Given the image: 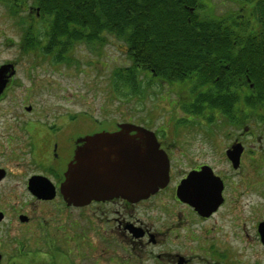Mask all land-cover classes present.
I'll list each match as a JSON object with an SVG mask.
<instances>
[{"label":"flooded vegetation","instance_id":"af4514ba","mask_svg":"<svg viewBox=\"0 0 264 264\" xmlns=\"http://www.w3.org/2000/svg\"><path fill=\"white\" fill-rule=\"evenodd\" d=\"M29 11L43 22L40 6H31ZM29 39L42 42L32 45ZM50 39L25 35L19 50L0 51V264H44L42 259L59 264L60 252L53 251L52 261L40 251L49 240L53 247L58 237L69 240V233H75L79 242L75 249L67 250V264H244L234 256L225 230H216V220L238 210L239 198L247 188L262 187L264 191V180L240 176L243 168L257 165L252 161L259 153L258 144L264 142V108H250L254 87L248 70L220 60L226 66H220L217 76L195 70H181L180 76L176 75L178 60L166 63L162 74L152 61L146 67L138 65L132 82L134 94L140 95L137 91L143 86L140 75L148 79L149 86L157 84L159 92L150 91L153 105L144 116L136 115V123L134 118L122 123L119 106L113 110L101 106L91 114V61L89 51L82 48L89 43L82 40L66 50H53V44L48 49ZM113 63L119 64L115 57ZM114 69L120 74V67ZM55 74L58 76L53 78ZM222 80L229 82L226 86L234 97L218 93L215 86L218 82L225 85ZM225 97L230 103L227 114L220 108ZM106 111L110 114L105 115ZM252 113L259 116L258 122L249 124ZM125 123L144 127L155 136L168 157V183L138 201L112 197L84 206L68 204L60 188L69 166L75 163L76 151L115 146L116 137L103 141L105 134L123 135V143L132 145L138 133L122 132L120 125ZM250 136L256 142H250ZM234 147L241 150L236 165L228 155ZM219 150L232 172L217 169L221 163L213 157ZM193 173L200 182L215 183L205 186L206 203L201 205L190 202H198L202 196L179 195L183 182ZM231 176L241 178L231 184ZM205 187L198 188L202 192ZM230 193L236 195L229 199ZM263 221H256L253 233L264 247L259 230ZM243 232L249 240L247 229ZM76 251H80L77 260Z\"/></svg>","mask_w":264,"mask_h":264},{"label":"trees","instance_id":"16d2710c","mask_svg":"<svg viewBox=\"0 0 264 264\" xmlns=\"http://www.w3.org/2000/svg\"><path fill=\"white\" fill-rule=\"evenodd\" d=\"M6 1L15 5L20 2ZM227 2L235 8L228 9L226 14L215 13L219 4ZM34 3L40 6V18L46 22L36 35L51 38L47 40L48 49L52 44L53 50H66L70 44L82 40L91 44L109 41L110 36L123 38L135 61L121 74L125 86L133 82L136 67H146L150 61L160 74L168 63L178 60L180 69L176 75L181 70H195L202 75L217 76L220 66L225 65L220 60H227L229 66L248 70L254 87L249 97L250 108H264V0H35ZM201 10L208 12L202 14ZM34 33L27 30L26 35ZM41 42L30 40L32 45ZM222 82L225 85L216 83L218 93L234 97L226 86L229 82ZM203 84L201 80L199 86ZM199 97L203 100L202 91ZM228 97L220 106L225 114L230 108ZM209 98L213 99L210 95ZM216 102L219 104L220 100Z\"/></svg>","mask_w":264,"mask_h":264},{"label":"rangeland","instance_id":"374dc122","mask_svg":"<svg viewBox=\"0 0 264 264\" xmlns=\"http://www.w3.org/2000/svg\"><path fill=\"white\" fill-rule=\"evenodd\" d=\"M34 2L35 0H20L19 3L22 5H20V7L18 8V4L15 5L13 2L11 3L6 0H0V51H17L20 49L18 44L22 37L26 35L27 30H34L35 35L36 33L38 34L39 31L43 30V25H45L46 22L37 21L38 19L35 17V14H33V16L30 15L29 8L31 6H37V4H35ZM231 5L232 4H230L229 2H227L226 5L219 4L215 13L226 14L228 9L235 8V6L232 7ZM207 8L205 7L204 9ZM203 11L204 10H201L200 12H202L203 14ZM207 12V10L204 11V13ZM114 37L115 36H110V40L104 43H87V46L82 45L84 51H89L88 54L91 61L88 75V83L90 84L91 89L89 97L91 114H96L97 110H99L98 108L101 106L103 108L111 110H113L116 106H119L121 110L119 122L124 123L134 118L133 122L136 123V115L144 116L147 112V109H150L152 107L153 102L149 100L150 91L159 92V86H157V84L149 86L148 79L146 80V77L143 75H140L138 77L139 83L143 84V86L141 85L139 87L140 90L137 91L140 95L134 94L132 83L129 86L124 85L121 74L123 73V70L126 71V69L131 68L132 59L129 55L125 40L121 37ZM13 43H16V46H14ZM78 44L79 43H77V45ZM78 46L80 47V44ZM114 57L119 62V64L113 63ZM92 61H96V63L93 64ZM107 63H110V70L107 69ZM114 66H116L117 68H121L120 74L117 69H114ZM54 76H58V74L53 75V78ZM147 86H149V88L151 89H148ZM104 114L109 115L110 112L107 114L106 111ZM250 115L251 118L249 124H252L254 121L258 122L257 119L259 116L257 117L256 113H252ZM90 117V127L92 128V119L94 118L92 115ZM249 140L250 142H256V140H254V138H252L251 136ZM258 145L260 146L258 148L259 153L257 155L255 154L256 159L252 161L257 165L249 166L247 169L243 168L240 172V176H243L244 178L251 181L264 180V168L261 169V167H264V152H262L264 149V142L259 143ZM249 153L254 154L251 151ZM215 160L216 162L221 163L217 167L218 170L232 172V168L226 166L228 160L225 158V156L223 157V153L221 152V150H219L218 153L213 157V161ZM240 176H231L229 178L230 183L232 184L233 182H235L237 177ZM234 195L236 194L230 193L229 199H231ZM236 207L238 208V210L232 212V214L229 211L224 215L225 219H221L220 216L217 217L218 219L216 220V230H225V237L229 239V244L232 245L234 256L240 258L244 264H264V247L260 244L258 239L256 240L253 233L255 230L254 226L256 224V221L261 218L264 219L263 188L261 187L258 190H255L254 188H247L246 193L240 196L239 203ZM246 229L250 234L249 240L245 238V233L243 232V230ZM79 231L81 232V230ZM74 232H76V230ZM69 236V240L68 238L59 239L58 237L54 247L53 241L49 240L48 244L46 246H43L40 252L45 253L48 260L52 257V261L53 251L60 252L61 255L59 259L61 260H58V263H70V261L68 260L69 258L66 257L67 250L69 251L75 249L74 246L77 244V242H79L77 240L79 239V237H75V233H69ZM76 253L77 257H75V260L80 258L78 255L80 251H76ZM39 255L40 254L38 253V256ZM42 263L49 264V262H46L45 259H42Z\"/></svg>","mask_w":264,"mask_h":264},{"label":"water","instance_id":"95a60500","mask_svg":"<svg viewBox=\"0 0 264 264\" xmlns=\"http://www.w3.org/2000/svg\"><path fill=\"white\" fill-rule=\"evenodd\" d=\"M120 130L138 133L133 137L132 145L123 143L126 139L123 135L105 134L101 137L103 141L109 139V136L116 137L115 146H102L98 151L87 152L83 148L76 151L75 163L69 166L60 188L68 204L84 206L92 200L112 197L138 201L149 197L168 183V157L160 149L155 136L146 128L131 123L120 125ZM240 153L239 147L228 152L235 165L239 163ZM198 178L196 173L189 175L183 182V188L179 189V195L202 196L198 202L191 201L193 205L206 203L203 197L205 199L208 187L205 186H215L214 181L200 182ZM213 178L216 179L214 176ZM198 187L205 188L201 192ZM187 189L191 191H185ZM220 189L221 186L218 191ZM259 230L264 244V221L259 224Z\"/></svg>","mask_w":264,"mask_h":264}]
</instances>
